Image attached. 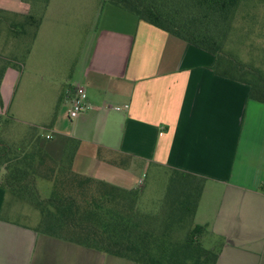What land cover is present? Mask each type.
Masks as SVG:
<instances>
[{"label":"crops","instance_id":"0c3cea01","mask_svg":"<svg viewBox=\"0 0 264 264\" xmlns=\"http://www.w3.org/2000/svg\"><path fill=\"white\" fill-rule=\"evenodd\" d=\"M215 62L108 0H0L1 125L27 126L6 144L39 139L124 190L147 168L203 178L193 223L227 239L215 264H264V104ZM76 85L90 108L71 120ZM1 185L0 264H137L10 220L20 202Z\"/></svg>","mask_w":264,"mask_h":264},{"label":"trees","instance_id":"16d2710c","mask_svg":"<svg viewBox=\"0 0 264 264\" xmlns=\"http://www.w3.org/2000/svg\"><path fill=\"white\" fill-rule=\"evenodd\" d=\"M108 1L212 55L216 75L245 84L250 99L264 104L262 72L224 52L234 19L241 16L260 24L255 21L264 0ZM3 73L1 68L0 82ZM0 172L4 189L38 210L37 230L47 237L137 264H215L218 259L199 241L205 227L193 223L203 178L169 170L164 199L147 211L139 205V188L119 189L78 175L70 163L54 161L39 139L22 149L0 143ZM40 182L50 186L45 198L38 190Z\"/></svg>","mask_w":264,"mask_h":264},{"label":"rangeland","instance_id":"374dc122","mask_svg":"<svg viewBox=\"0 0 264 264\" xmlns=\"http://www.w3.org/2000/svg\"><path fill=\"white\" fill-rule=\"evenodd\" d=\"M258 13V18L260 20V24L258 25L254 22H250L248 19L242 20L241 16H237L234 19V26L232 27L230 38L226 40L224 52L240 64L259 69L264 76V10L261 9ZM26 128L27 126L19 124L3 123L0 128V143L9 145L6 144L11 142V140L8 139L19 138L22 132L27 130ZM16 143L20 142L17 141ZM88 169H90V167ZM123 170L125 169L122 168V171ZM142 174L144 175L142 176ZM131 175L135 179L141 178L140 186L137 187L142 192L139 205L147 211L154 210L157 204L164 199L167 192L169 182L168 173L166 171L155 173L153 169L147 168L144 173L136 171L132 172ZM2 178L3 172H0V183L2 182ZM134 185L137 186L135 182H132L131 187L135 188L136 186ZM38 187L41 197L45 198L50 194V186L47 183L40 182ZM10 195L12 194L10 193ZM12 196L18 199L20 204L16 206L17 210H14L9 208L6 202L5 211L3 212L4 216L8 217L10 220H14L18 224L37 226V221L40 220L38 210L26 201L14 195ZM205 229L206 231L199 238L202 247L207 251H214L220 255L223 248L228 243L227 239L214 233L212 229ZM240 243H242V241Z\"/></svg>","mask_w":264,"mask_h":264},{"label":"built area","instance_id":"2783aa9c","mask_svg":"<svg viewBox=\"0 0 264 264\" xmlns=\"http://www.w3.org/2000/svg\"><path fill=\"white\" fill-rule=\"evenodd\" d=\"M90 108L87 102V92L84 87L76 85L74 88V97L70 102L68 116L71 120L76 119L80 114ZM46 139H51V136H46Z\"/></svg>","mask_w":264,"mask_h":264}]
</instances>
